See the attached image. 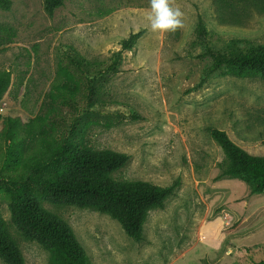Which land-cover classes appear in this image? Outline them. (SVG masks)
Instances as JSON below:
<instances>
[{"label":"rangeland","instance_id":"374dc122","mask_svg":"<svg viewBox=\"0 0 264 264\" xmlns=\"http://www.w3.org/2000/svg\"><path fill=\"white\" fill-rule=\"evenodd\" d=\"M173 6L185 25L177 36L151 29L150 0H65L52 17L44 0H12L9 11L0 10V26L16 33L0 47V70L10 71L14 84L0 103V132L7 117L21 118L20 155L37 149L46 134L64 136L71 149L128 155L111 175L116 182L167 187L179 181L164 207L148 213L141 242L109 215L42 203L70 225L89 264L264 260V192L219 178L228 160L209 132L223 130L264 156V78L224 69L198 87L212 61L207 50L264 44V14L253 11L237 24L221 21L211 0H174ZM200 18L205 38L196 34ZM140 31L134 49L122 52L118 72L103 73L121 42ZM6 149L0 148V168ZM9 204L0 192L2 217L25 264H51L49 252L12 223Z\"/></svg>","mask_w":264,"mask_h":264},{"label":"trees","instance_id":"16d2710c","mask_svg":"<svg viewBox=\"0 0 264 264\" xmlns=\"http://www.w3.org/2000/svg\"><path fill=\"white\" fill-rule=\"evenodd\" d=\"M223 22L240 24L249 13L264 14V0H211ZM65 0H44L45 12L52 17ZM12 0H0V10L9 11ZM178 29L171 34L178 35ZM200 18L196 34L206 37ZM143 31L124 39L119 51L103 73H117L124 51H132ZM16 33L12 27L0 26V47L12 42ZM211 65L198 87L215 73L227 69L238 77L264 78V44L250 45L227 52L207 50ZM82 66L78 60H72ZM14 87L12 73L0 70V103ZM18 93H14L17 98ZM135 117V116H133ZM21 118L7 117L0 132V148L6 146L5 164L0 168V192L10 198L11 221L29 241L45 248L51 264H89L87 254L70 225L43 208L42 203L92 209L119 222L125 234L135 242L144 240V224L148 213L162 209L175 193L179 181L167 187L148 182H116L111 175L122 169L130 157L113 151L71 149L64 136L46 134L37 142V149L19 154L23 142ZM210 137L227 157L219 178L245 182L254 193L264 192V156H255L238 146L220 129L210 128ZM0 259L5 264H25L22 251L9 232L0 207ZM254 264H264V260Z\"/></svg>","mask_w":264,"mask_h":264},{"label":"clouds","instance_id":"9594fccd","mask_svg":"<svg viewBox=\"0 0 264 264\" xmlns=\"http://www.w3.org/2000/svg\"><path fill=\"white\" fill-rule=\"evenodd\" d=\"M151 10L147 16L154 32L176 31L183 28V12L174 7V0H150Z\"/></svg>","mask_w":264,"mask_h":264}]
</instances>
